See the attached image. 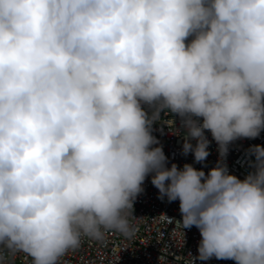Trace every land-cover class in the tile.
Wrapping results in <instances>:
<instances>
[{
    "label": "clouds",
    "instance_id": "obj_1",
    "mask_svg": "<svg viewBox=\"0 0 264 264\" xmlns=\"http://www.w3.org/2000/svg\"><path fill=\"white\" fill-rule=\"evenodd\" d=\"M162 112L196 163L211 133L207 174L168 166ZM261 131L264 0H0V261L59 264L82 237L131 235L151 174L175 223L199 230L195 259L264 264V145L243 179L226 163Z\"/></svg>",
    "mask_w": 264,
    "mask_h": 264
},
{
    "label": "built area",
    "instance_id": "obj_2",
    "mask_svg": "<svg viewBox=\"0 0 264 264\" xmlns=\"http://www.w3.org/2000/svg\"><path fill=\"white\" fill-rule=\"evenodd\" d=\"M180 128V118L176 114L162 112L161 120L152 128V135L159 141L155 146L163 147L169 167L172 163L178 167L190 163L198 169L203 168L207 174L219 159L217 143L206 130L210 154L202 164L196 163L191 152L187 156L182 154L184 140L183 133L178 131ZM255 144L264 145V131L255 139L241 138L229 144L226 163L231 174L244 178L247 168L240 161L249 146ZM142 187L144 191L134 202L133 216L137 219L132 221L134 232L131 235L107 231L99 240L82 237L80 246L67 251L59 264H191L193 258V264H235L233 260H217L215 257L207 261L195 259L201 236L195 226L182 231L175 223L181 220L179 201L170 203L167 198L159 199L158 189L151 183V174ZM161 214L174 222L168 223ZM3 256L0 264H31L30 257L23 253L12 256L5 251Z\"/></svg>",
    "mask_w": 264,
    "mask_h": 264
}]
</instances>
